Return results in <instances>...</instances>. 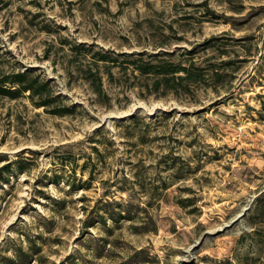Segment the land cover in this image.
<instances>
[{
	"label": "rangeland",
	"instance_id": "374dc122",
	"mask_svg": "<svg viewBox=\"0 0 264 264\" xmlns=\"http://www.w3.org/2000/svg\"><path fill=\"white\" fill-rule=\"evenodd\" d=\"M0 57L56 97L0 96V264H264V0H0Z\"/></svg>",
	"mask_w": 264,
	"mask_h": 264
},
{
	"label": "trees",
	"instance_id": "16d2710c",
	"mask_svg": "<svg viewBox=\"0 0 264 264\" xmlns=\"http://www.w3.org/2000/svg\"><path fill=\"white\" fill-rule=\"evenodd\" d=\"M102 61L111 62L113 61L107 55L99 56ZM3 59L0 57V96L11 99H17L27 96L39 106H51L54 104L56 97H52L48 84L40 80L39 77H33L28 72H16V71H5L3 67ZM134 64L135 70L141 75L147 77H153L157 79L155 85L160 84L161 86L169 89L173 87V79L178 78L182 81L185 79L196 82L197 76L193 75L191 70L186 66L176 65L173 62H168L162 58L155 61H143L137 60L131 62ZM70 109L55 107L51 110V114L64 116L69 114Z\"/></svg>",
	"mask_w": 264,
	"mask_h": 264
}]
</instances>
